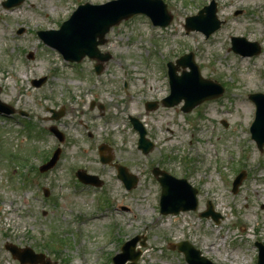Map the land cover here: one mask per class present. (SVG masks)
<instances>
[{"label": "rangeland", "instance_id": "rangeland-1", "mask_svg": "<svg viewBox=\"0 0 264 264\" xmlns=\"http://www.w3.org/2000/svg\"><path fill=\"white\" fill-rule=\"evenodd\" d=\"M2 1L0 100L24 116H0V264H19L6 243L43 253L51 264H112L110 254L136 234L145 237L144 247L137 244V264H186L181 253L166 248L181 240L216 264H256L254 242L264 244V146L259 151L250 138L254 105L247 95L264 93V0H213L223 24L208 38L186 33L183 25L210 0H163L172 15L166 27L135 15L108 31L98 48L111 57L99 74L96 60L64 62L35 32L58 29L78 3L108 0H24L10 9ZM232 36L257 42L260 54L242 58L228 51ZM187 52L201 76L224 92L183 113L181 103L164 107L160 100L169 91L165 63ZM42 77L45 82L33 87L31 79ZM151 100L158 105L146 110ZM48 108H63L64 115L51 120ZM129 115L154 143L146 155L137 150ZM50 125L63 133V142L47 130ZM101 144L109 164L99 160ZM57 146L56 166L39 173L42 157ZM113 163L136 176L134 188L125 190ZM154 166L197 188L195 211L159 214ZM77 169L98 176L102 185L78 183ZM240 170L246 177L232 193ZM208 200L221 214L217 224L199 216Z\"/></svg>", "mask_w": 264, "mask_h": 264}, {"label": "water", "instance_id": "water-1", "mask_svg": "<svg viewBox=\"0 0 264 264\" xmlns=\"http://www.w3.org/2000/svg\"><path fill=\"white\" fill-rule=\"evenodd\" d=\"M20 2L22 0H6L3 2V6L10 7ZM137 13L146 14L152 19L153 23L160 26H166L172 18L166 10V5L161 0H112L103 5H82L72 14L68 21L61 25L58 31L40 32L39 34L47 44L59 49L68 60L80 61L84 55L96 58L98 63L95 65V69L97 72H100L103 68L101 62H105L109 58V55L103 56L99 53L96 46L105 42L103 36L112 25ZM214 13L215 4L212 2L209 6L200 10L197 16L186 18L185 28L187 30L198 29L204 32L205 35H209L220 24ZM96 38H98V41H96ZM232 43V50L242 55L257 54L260 50L256 43H250L247 48H243L240 43L245 45L244 38L233 37ZM179 66L182 68L188 67L189 71L183 70L181 75H177L176 70ZM169 76L171 90L170 95L162 101L165 106L175 105L183 99L184 105L181 109L189 111L203 100L216 97L223 91V88L219 84L201 78L198 67L193 62L192 53L184 54L175 61V64L169 63ZM43 81L44 79H40L32 81V83L39 86ZM249 97L256 105V117L250 131L257 147L261 149L264 143V95L257 93L251 94ZM155 107L156 104L154 102L147 103V109ZM0 111L10 113L13 109L0 102ZM61 115L62 113H57L54 115V118H58ZM129 119L133 127L139 132V148L142 149L143 153H148L152 144L145 138L144 128L135 118L129 117ZM49 129L58 135L60 139L62 138L55 127H50ZM58 152L59 150L55 152L53 158L43 169L54 165ZM101 161L106 162L107 159L101 158ZM118 170L119 177L125 182L126 188L130 189L133 187L137 182L135 176L128 174L123 167H118ZM153 174L157 177L162 189L160 197L161 213H178L180 210L196 208V190L186 180L176 179L166 172L157 169L153 170ZM77 175L85 183L100 184L96 176L82 172H77ZM244 176L245 173L241 172L235 177L232 183L233 192L237 190V186L241 183ZM201 215L206 217L211 216L215 222L219 220V214L215 213L210 205H208L207 210L201 213ZM138 238L136 236L122 246V252L113 257L114 264H124L128 259L132 260L130 264H135L140 254L139 251L133 252ZM256 246L258 247L257 264H264V246L261 243H256ZM171 247H176L178 251H182L189 264H214L205 257L200 256V252L194 249L187 241L172 244ZM6 248L21 263L30 262L35 264L41 262L43 264V255L41 254L34 255L29 249L20 252L13 245H6Z\"/></svg>", "mask_w": 264, "mask_h": 264}, {"label": "bare ground", "instance_id": "bare-ground-1", "mask_svg": "<svg viewBox=\"0 0 264 264\" xmlns=\"http://www.w3.org/2000/svg\"><path fill=\"white\" fill-rule=\"evenodd\" d=\"M156 88H158V87H155L154 90H156Z\"/></svg>", "mask_w": 264, "mask_h": 264}]
</instances>
